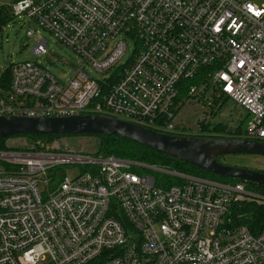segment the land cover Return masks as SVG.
I'll use <instances>...</instances> for the list:
<instances>
[{
  "label": "built area",
  "instance_id": "built-area-1",
  "mask_svg": "<svg viewBox=\"0 0 264 264\" xmlns=\"http://www.w3.org/2000/svg\"><path fill=\"white\" fill-rule=\"evenodd\" d=\"M0 11V34L28 19L83 61L67 81L33 60L9 64L0 118L110 116L192 137L231 100L248 112L247 139L264 142V5L0 0ZM49 45L41 37L33 55ZM87 66L110 75L95 79ZM202 106L209 113L193 128ZM0 162V264H264V230L232 223L235 202H264L244 183L164 170L182 183L162 186L144 173L156 167L60 149L0 152Z\"/></svg>",
  "mask_w": 264,
  "mask_h": 264
},
{
  "label": "water",
  "instance_id": "water-1",
  "mask_svg": "<svg viewBox=\"0 0 264 264\" xmlns=\"http://www.w3.org/2000/svg\"><path fill=\"white\" fill-rule=\"evenodd\" d=\"M51 66L52 63L47 64L46 69ZM19 135L119 136L208 173L264 186L263 172L229 166L218 161L219 158L233 155L264 156V142L257 140L174 136L110 116L0 118V140Z\"/></svg>",
  "mask_w": 264,
  "mask_h": 264
},
{
  "label": "rangeland",
  "instance_id": "rangeland-1",
  "mask_svg": "<svg viewBox=\"0 0 264 264\" xmlns=\"http://www.w3.org/2000/svg\"><path fill=\"white\" fill-rule=\"evenodd\" d=\"M254 5L261 7L264 5V0H249ZM28 19L22 21L17 19L10 21L5 31L0 34V77L4 74L5 70L11 63L23 62L33 60L39 62L44 67L48 63L53 65L48 69L52 75L60 81H67L73 75V69L80 67L83 61L69 48L56 42L52 36L45 30L37 26L35 23L27 24ZM34 30L36 33L33 37H29L28 32ZM41 37H46L50 43L51 52L47 56L37 58L33 55V49L39 42ZM129 49L122 63L125 65L130 60L136 50L135 43L129 42ZM88 73L95 79L102 80L104 76L110 74H101L89 66H87ZM199 112L195 116L189 117V124L196 128L195 124L198 119L206 116L209 113L207 106L199 107ZM215 113V115H214ZM213 113V123L226 124V132L219 134L220 137L216 138H234L233 133L237 127L242 126L246 129L249 116L248 112L236 105L231 100H224L222 107L217 112ZM247 136V135H246ZM237 139V138H236ZM101 144V139L96 136H67L57 138L49 142V146L54 149L62 151H76L84 152L87 155H95L97 147ZM7 146L10 151H26L32 147V143L26 137H15L7 141ZM9 152V151H5ZM221 163L229 166L244 167L256 171L264 172V156L257 155H233L221 159ZM4 163L0 162V167ZM145 174H151L150 171H145ZM80 174L79 166H71L67 170V177L75 178ZM186 175V174H185ZM192 176V175H191Z\"/></svg>",
  "mask_w": 264,
  "mask_h": 264
},
{
  "label": "trees",
  "instance_id": "trees-1",
  "mask_svg": "<svg viewBox=\"0 0 264 264\" xmlns=\"http://www.w3.org/2000/svg\"><path fill=\"white\" fill-rule=\"evenodd\" d=\"M6 21V17L0 11V25ZM3 83L9 84V72L3 75ZM215 115V113H214ZM200 132L192 137L200 138H216L219 134L226 132V124L213 123V120L200 123ZM234 138L247 139V131L242 126L233 131ZM15 137H26L32 143V147L27 151H55L48 144L54 139L63 138L67 136L55 135H19L0 140V152L10 151L7 146V141ZM101 139V144L97 147L96 156H114L122 159L143 163L149 166L160 169L159 171H150L152 176L157 180L159 185H175L181 184L182 179L168 174L165 171L176 172L180 174L192 175L196 177L206 178L209 180L220 181L227 184L244 183L249 191L256 192L264 196V186L254 182H248L243 179L224 178L212 173H208L194 165L181 162L177 159L169 157L165 154L159 153L153 149L144 147L131 140L119 136H96ZM21 151V150H17ZM224 158V157H223ZM221 159L218 161L221 163ZM138 169L135 171L137 172ZM165 170V171H164ZM263 172V171H260ZM264 173V172H263ZM232 223L235 226H246L255 235L260 234L264 230V202L260 200L243 199L234 203L231 211Z\"/></svg>",
  "mask_w": 264,
  "mask_h": 264
}]
</instances>
